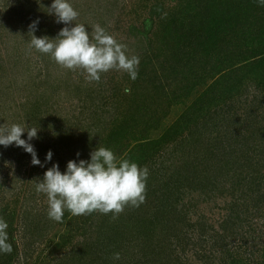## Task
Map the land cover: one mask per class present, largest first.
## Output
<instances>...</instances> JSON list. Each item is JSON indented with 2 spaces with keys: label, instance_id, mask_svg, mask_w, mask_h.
Returning <instances> with one entry per match:
<instances>
[{
  "label": "trees",
  "instance_id": "16d2710c",
  "mask_svg": "<svg viewBox=\"0 0 264 264\" xmlns=\"http://www.w3.org/2000/svg\"><path fill=\"white\" fill-rule=\"evenodd\" d=\"M45 1H38L37 8L41 12H47L44 7H48L43 6ZM237 1L240 3V0ZM237 1L177 0L175 5L156 16L144 15L143 27L147 35L138 39L143 52L139 55V74L134 86L139 83V79L144 81L145 88L140 93L144 98L146 95L148 97L144 99L145 102L134 97L124 118L111 122L107 134L93 144L94 147L96 145L95 148H110L118 158L129 159L140 166L146 165L149 169L145 202L139 207L125 206L126 209L135 210L134 228L130 231L131 241L134 242L132 254L124 263L112 260L113 254L122 250L121 260L123 249L128 250L130 245L123 247L116 238L117 235H122L123 230L112 231L105 237V220H101L102 218L93 212L86 216V219L91 218L89 222L93 228L90 236L94 239L72 243L74 245L71 252L81 258L78 264H87L82 258L87 253L90 254L89 257L86 256L89 264H169L180 259L177 249L183 253L190 251V248H196L197 240L206 242L207 235L210 237L212 248H224V258L225 251L231 248L225 232L236 225V229H239L237 236L248 235L251 224L247 223L246 214L248 211L252 213L253 210L264 211V7L258 6L255 0H245L243 4H238ZM33 2L35 4L36 0ZM143 8L146 9L142 4ZM20 10L22 12L23 8ZM29 10L26 8V21L30 20ZM43 31L42 25L39 24L37 35L43 37ZM48 32L55 34L51 28ZM233 40L235 48L229 52L231 46L228 42L232 43ZM209 47H212L211 52ZM234 54L235 56H232ZM233 57L237 61H234ZM229 61L231 62L228 64ZM236 62L240 64L232 67ZM32 66L34 61L30 62L27 70L31 71ZM191 66H194V69L189 72ZM34 69L39 74L38 77L43 75L41 67L37 69L34 66ZM205 78H213L212 85L190 102L184 113L165 133L151 139L150 133L161 127L171 106L187 102L191 98V92ZM250 89L256 91L253 96L256 105L252 102L244 103L243 99L248 96ZM119 92V86L115 85L112 97H119ZM150 97L152 99L149 100ZM97 98L96 96L95 100ZM112 108L121 113L120 100L116 99ZM86 118L90 119L92 124H101V127L98 126L101 134V121L104 120L100 115L90 114ZM184 132L188 133L187 137ZM188 137L190 139H187ZM87 139H90V135L82 138L89 144L81 145L82 148L91 146L90 140ZM163 152L172 156L173 161H166L156 168ZM205 179L209 186L213 185L215 189H219L220 194L224 195L225 191L229 190L232 198L228 201V208L231 213L223 221L222 233L221 229L208 225L209 230L198 232V239L194 243L191 238L196 237L195 234L191 236L190 231H197L196 227H199L202 221L193 222L188 217L189 207L186 204L183 208L177 206L173 209V200H180L185 187L197 190L196 187L200 188ZM229 180L231 185H227ZM221 184L224 185L223 188ZM203 189L201 193H209L211 190ZM5 210L0 212V217L9 224L8 233L12 239H9V242L13 245V252L0 254V264H13L18 247L14 240L13 217L6 215ZM123 215L124 212L121 213V216ZM64 216L69 217V212L65 211ZM262 216L264 218V215ZM72 218L81 220V216ZM132 218L128 217L130 222ZM92 219H95L94 222ZM162 221L172 227L162 226V236L159 239L154 225ZM94 233L97 236H94ZM37 234L41 235L39 232ZM221 237L224 242L222 245ZM71 238L68 234L61 237L63 242H69ZM148 239L157 242L154 244L156 246L150 248ZM98 242L103 245L97 247V251L101 253L89 251L92 250L90 248L93 244ZM89 243L91 246L88 252L82 253L87 248L84 246H81L78 252L75 250L79 244ZM168 244L170 247H167ZM165 245L167 248L163 247ZM195 252L200 258L214 256L221 263V251L211 250L209 253V250L200 249Z\"/></svg>",
  "mask_w": 264,
  "mask_h": 264
},
{
  "label": "rangeland",
  "instance_id": "374dc122",
  "mask_svg": "<svg viewBox=\"0 0 264 264\" xmlns=\"http://www.w3.org/2000/svg\"><path fill=\"white\" fill-rule=\"evenodd\" d=\"M38 1L40 0H36L34 4L33 0H20V2L19 0H0V126L10 127L12 124H20L26 128L39 129L38 138H34L31 143L34 145L39 159L44 163L43 167L32 165L31 154L25 152L22 147H16L14 144L7 148L0 146V212L6 209L5 214L13 217V234L18 247L16 261L13 264H78L81 258L71 252L74 245L72 243L94 239L90 236L93 228L90 227L91 218L86 219L88 214L81 215V220L74 219L69 213V217L64 216L62 222L49 219L47 197L45 194L36 191L37 179H42L47 169L55 163H58L61 171H64L70 160H77L78 162L80 159H90V152L96 149V145L94 147L93 144L97 142L98 138L100 139L107 134L111 122L124 118L133 98L138 97L141 98V102H145L144 99L148 96L146 95L144 98V95L140 93L145 88V82L139 79V83L134 86V81L129 78L126 72L113 69L102 73L99 82H88L82 69H66L56 63L49 55L42 54L43 57L34 48H29L28 42L31 38L29 25L32 21L39 19V24L44 29L42 36L53 38L66 26L62 23H56L55 16L47 13L49 9L44 7L47 12L39 11L37 8ZM51 1L46 0L43 6L50 7ZM244 1L240 0V3L243 4ZM71 3L79 12L76 23L84 24L89 32L92 31L94 25H101L118 42L127 46L126 52L129 56L139 57L143 48L138 39L147 35L143 27L144 15L153 14L156 16L171 5H175L177 0H71ZM237 3L240 4L239 1ZM142 4L146 9H142ZM22 8L23 11L21 12L20 9ZM26 8L30 9L29 12L31 13L28 21L24 17ZM136 10L139 11L136 12ZM71 26H74V23ZM50 28L55 31L54 35L48 32ZM35 35L41 37L37 35V31ZM228 45L231 46L228 50L230 52L235 48V41L228 42ZM211 50L212 47H209V52ZM32 61H34V66L37 69L41 67L43 74L41 77H38L39 74L36 73L34 66L31 67V71L27 70ZM234 61L237 59L234 58ZM238 64L240 63L236 62L232 67H237ZM189 68V72H191L194 66ZM197 68L196 66L195 69ZM2 75H4L3 78ZM213 81V78H205L191 92L189 96L191 98L187 102L173 104L163 119L161 127L152 131L150 138L155 139L165 133L168 127L184 113L190 102L205 91L209 85H212ZM115 85L120 88L119 97H112ZM125 88H130L131 92L125 93ZM255 92V90L250 89L248 96L243 99L245 104L250 102L253 105L257 104V102H253ZM123 93L125 94L123 95ZM96 96L98 98L95 100ZM116 99L120 100L122 105L121 113L112 108ZM150 99L152 98L150 97ZM262 112L264 113V110ZM95 113L104 120V122L101 121L103 125L101 134H99L98 128V126L101 127V124H92L90 119L86 118L87 115H95ZM87 125H92V127ZM80 127L82 128L80 129ZM187 134L184 132V136L187 137ZM86 135H90V139L87 140H90L91 146L82 148L81 145L84 146L85 144L86 146L88 144L82 140ZM22 138L27 139V133H24ZM203 142L206 143V141ZM49 150L54 153L51 163L45 162V156ZM78 152L81 154L79 157H77ZM161 157L160 161H157L156 168L166 161H173L172 156L165 152ZM202 182L200 188L196 187L197 190L189 187L183 188L180 200L178 202L173 200L175 205L172 206L173 209L177 206L183 208V205L186 204L189 207L188 217L193 222L202 221V224L196 227L197 231L195 229H193L195 230L194 233L190 231L191 236L195 234L196 238H191L194 243L198 239L196 236L198 232L204 229L209 230L208 225L221 229L222 233L224 231L223 221L231 213L228 208V201L232 198L228 193L229 190L225 191L223 195L213 185L209 186L206 179ZM227 185H231L230 180ZM223 186L221 184V188ZM203 188L211 190L209 193H201ZM123 212L124 215L121 216ZM123 212L118 214L116 218H113L112 213L103 214L97 211L94 214L100 216L101 220H105V227L103 228L106 233L105 237L112 231L123 230L122 235H117L116 238L123 244V247L127 244L130 245V248L125 250L121 247L124 251L123 258L119 260L121 263H124L125 259L131 256L134 246L130 231L134 228L133 214L135 210L124 208ZM246 215L247 223L251 224L250 233L244 237L237 236L239 229H236V225L227 230L225 235L231 244V248L225 251L224 258L222 257L224 248L219 249L217 246L212 248L210 237L207 235L206 242L197 240L196 248H190V251L183 253L177 249V254L181 256L180 259L169 262V264H264V218H262L264 211L253 210L252 213L248 211ZM128 217H133L131 222ZM94 220L92 219V222ZM162 226L172 227L165 221L154 225L159 239L162 236ZM32 231L35 232L31 233ZM37 232L41 235H38ZM67 234L71 235L72 238L69 242H63L61 237ZM94 236L97 234L94 233ZM126 237L127 241H125ZM222 237L221 245L224 243ZM9 239L12 240L10 236ZM154 240L157 241V239ZM148 241L151 244L150 248L156 246L154 244L157 242L151 239ZM81 246L87 247L82 252L85 253L88 252L91 243L88 245L79 244L75 250L77 251ZM102 246L98 242L93 244V247L90 248L92 250L89 251L101 253L97 251V247ZM167 247H170L169 244ZM200 249L209 250V253L211 250L213 252L221 251V263L214 256L213 258H200L195 254V251ZM121 252L122 250L119 251L122 256ZM86 256L89 257L90 254L87 253ZM86 256L82 258L89 264L90 261H87L88 257Z\"/></svg>",
  "mask_w": 264,
  "mask_h": 264
},
{
  "label": "clouds",
  "instance_id": "9594fccd",
  "mask_svg": "<svg viewBox=\"0 0 264 264\" xmlns=\"http://www.w3.org/2000/svg\"><path fill=\"white\" fill-rule=\"evenodd\" d=\"M264 7V0H255ZM49 15L56 23L66 25L56 37H37L39 19L29 25V48L49 55L56 63L70 70L82 69L88 82H99L101 74L110 70L126 72L132 81L138 78L140 58L129 56L126 45L118 42L99 24L91 32L84 24L76 23L79 12L71 0H52ZM74 26H71L73 25ZM130 93V88L124 89ZM37 128H26L20 124L0 126V146L22 147L32 156L34 166H44L31 141L38 138ZM27 133V139L22 136ZM53 151L49 150L45 162L51 163ZM81 154L78 152L77 157ZM149 169L129 159H120L106 147L98 146L90 152V159L70 160L61 171L58 163L52 165L37 179L36 191L47 197L48 218L62 222L65 211L72 216L100 212L113 214L116 218L125 206L139 207L146 200ZM8 222L0 217V254H11L13 245L9 242ZM120 253H114L112 260L119 261Z\"/></svg>",
  "mask_w": 264,
  "mask_h": 264
}]
</instances>
